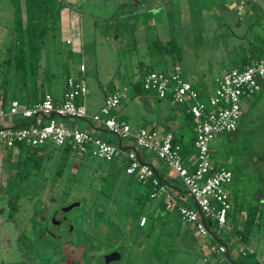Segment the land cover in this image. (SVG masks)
I'll list each match as a JSON object with an SVG mask.
<instances>
[{"label":"rangeland","instance_id":"1","mask_svg":"<svg viewBox=\"0 0 264 264\" xmlns=\"http://www.w3.org/2000/svg\"><path fill=\"white\" fill-rule=\"evenodd\" d=\"M60 2L72 9L65 7L64 17L46 35L40 60V70L48 73V90L54 92L60 88L65 64L77 67L79 62L83 63L91 91L98 90V84L106 88L121 73H139V61L164 70L159 55L150 54L148 49L154 38L162 44L174 38L181 48L180 59L173 67L168 56H163L169 69H178L190 82L200 79L211 83L230 68V61L250 40H264V0ZM11 10L8 0H0V77L12 41ZM70 28L75 31L71 33ZM73 45L77 52L71 51ZM257 95L258 92L241 101L244 110L237 128L221 137L228 139L225 148L216 140L209 142L213 163L241 171V180L230 182L227 191L242 214L253 212L254 216L243 241L249 253L238 254L236 264L264 263V84L255 98ZM109 135L115 143L117 136ZM6 151H0V264H22L23 257L28 262L61 260L54 236L61 238L64 232L53 227L55 233H47L51 224L44 222L57 207L75 201L80 204L63 214L72 227L71 235L79 240L88 236L86 232L107 230V238L114 237L108 244L121 252L120 259L107 264H139L140 260H127L129 246H133L128 232L144 230L149 232L145 245L153 264H226L221 255L200 250L193 228L175 213L166 214L156 206V198H140V186L134 177L115 168L111 161L87 155L76 159L72 153L63 160L53 150L39 161L40 166L23 162V171L34 167L28 168L18 181L13 164L28 158L24 154L20 158L8 157ZM142 216L145 221L141 224ZM31 230H42L40 235L45 236L33 238ZM224 234L220 239L226 244L229 237ZM66 240L68 237L63 239L66 259L71 260L80 250L66 246Z\"/></svg>","mask_w":264,"mask_h":264},{"label":"built area","instance_id":"2","mask_svg":"<svg viewBox=\"0 0 264 264\" xmlns=\"http://www.w3.org/2000/svg\"><path fill=\"white\" fill-rule=\"evenodd\" d=\"M83 71L84 66L79 63L76 74L66 77L58 102H54L52 96L44 92L39 100L27 104L10 99L7 107L0 105V149L17 145L29 148L51 145L68 147L74 153L86 154L102 161L113 160L118 151L115 145L89 130L68 128L56 117L89 119L110 134L131 139L135 148L152 152L169 170L183 189L185 198L177 197L160 180L153 167L138 157L134 149L123 153L124 173L138 182L148 180L153 190L151 196L158 198L167 212L175 213L180 221L190 225L196 236L212 237L206 226L207 219L218 227L219 234L228 233L230 224L227 215L231 209V199L227 186L231 182L232 171L222 165H212L209 142L217 134L235 130L241 113V101L258 92L264 79V44L256 58L216 76L206 101L200 99L196 85L184 79L176 68L167 71L149 70L140 76L142 90L159 98L169 96L173 103L184 106L189 113L194 147L191 161L181 156L180 145L173 141L170 133L158 137L154 131L146 128L131 131L123 119L112 114L126 97L131 83L105 95L98 111L89 114L83 103L86 93ZM15 116H42L44 120L19 126L1 123L3 119ZM144 221L145 217H140V223ZM217 237L218 242L211 249L216 254H225L226 247Z\"/></svg>","mask_w":264,"mask_h":264},{"label":"crops","instance_id":"3","mask_svg":"<svg viewBox=\"0 0 264 264\" xmlns=\"http://www.w3.org/2000/svg\"><path fill=\"white\" fill-rule=\"evenodd\" d=\"M63 3L66 8L68 9L70 8V6L66 2H63ZM70 31L72 33L73 31H75V29L73 30L72 28H70ZM71 51L77 52L74 45L72 46ZM79 63L83 64L82 62H79ZM65 65L66 66L63 68L64 76H63L58 92L48 90L47 80H46L48 77V73L43 74L42 71L40 70L41 68V65H40V68L38 71L39 73L38 83L41 85H40V95L38 96V98L41 97L44 92H48L52 96V99L54 102H58L61 99V95L64 90L65 77H68L72 74L75 75L76 69H77V67L75 66H72V65L68 66L67 64ZM142 73L143 72L134 73L131 71L121 73V75H117L113 77L110 81L111 84L107 86L106 88L100 87V85L98 84V90L91 91L90 87L88 86L86 82V74H85V67H84L83 76H84V80L86 84V93L83 97V103L86 107L87 112L89 114L97 112L102 103L103 97L105 95L112 93L116 89H119L122 85H130L131 83V86L127 90L126 97L120 101L119 105L112 111V114L115 115V117L117 118L123 119L129 125L131 131H135L139 128H146L150 131H154L158 137H161L165 135L166 133H170L172 136V139L179 145H181L182 143H185L186 140L189 141L193 136V132H192L191 126L184 121L185 116H186L185 108L182 105L173 103L169 96H166L164 98H159L153 93L141 90L137 85L134 84V82L137 79H139ZM191 82L196 85L200 99L206 100L208 95L211 93V90L213 87V79L211 83L205 82L200 79H198V82L197 81H191ZM263 84H264V79L260 83L258 95L255 98L259 97ZM10 99H17L22 104H27L31 102L32 96H31L30 85L27 83L24 88L20 87L18 84L10 85L9 90L7 91L6 98H5L4 107H7ZM243 101L244 100H242V102ZM248 101H251V100H248ZM241 103H240V109H241L240 116L242 114V111L244 110V108L241 107ZM56 118L60 120L68 128L89 130L97 137H100L103 140L109 142L110 144L115 145L118 148V151L116 152V155L111 162L114 164L115 168L117 169L122 170L123 153L129 149H134L138 157L142 161L148 163L149 165L153 167L156 175L160 178L161 181H163L166 185H168V187L176 194L177 197L185 198L184 191L181 188L178 181L173 177V175L169 172V170H167V168H165V166L154 157L152 152L146 151V150H139L135 148L131 139H123V138L115 137L116 142L112 143L110 140L111 139L109 135L110 133H108L101 125L93 123L89 119L76 120V119L61 118V117H56ZM42 120H44L42 116H33L30 118H23L20 116H15V117H12L11 119H3L1 123L6 124V125H11V126H19V125H24V124H29V123H39ZM238 122H237L236 128L238 126ZM224 134H227V133H223L219 136L218 135L214 136L210 140V142L211 141L213 142L216 140L219 142L220 147L225 148L224 144L227 143L228 139L226 140L225 137L221 138ZM6 150L7 149L0 150V151H6ZM53 150H56L60 158L63 160H65L67 156H69L70 153H72L74 158L76 159L81 158V156L86 155V154H83V155L77 154V153L72 152L70 149L66 150L65 148H58V147H54L51 145H46L41 148H37L31 152L26 151L25 149L19 150L15 148V149L7 150L6 154L8 157H11L12 155H14L15 157L20 158V156L22 157L23 154L26 156V153H34L33 154L34 158L36 159L39 158V160L42 161L43 157L52 154ZM181 156L183 158H186L188 161H191L194 157V153L192 151V152L185 153L184 155H181ZM16 163L13 164V167H12L13 169L17 168L15 166ZM19 165H20L19 168L23 169L21 168L22 163H20ZM212 165L217 166L220 164L212 162ZM33 167L32 166L27 167L25 171H27L28 168L32 169ZM16 170H18V168ZM136 182L140 186L139 193L141 194L143 190V185L140 184L138 181ZM154 198L155 197H152L151 200ZM156 199H157L156 204H155L156 206H159L166 214L172 213V212H167L164 209V207L158 204L159 199L158 198ZM231 208L232 209H230L227 215L228 223L230 224L234 218L238 220V223H242L245 219V214H242L241 210L238 213L234 212L233 210L234 199H232L231 201ZM224 235L229 237L227 239L226 244L224 243L223 240L220 239L221 233L218 236H219V241H221V243H223L226 247L225 254H216L213 250H211L212 246L209 244V240L211 237H206V240H203L205 239V237H198V245L200 247V250L208 249L212 253L216 254L217 256L221 255L222 257H224L226 264H229L231 262L236 264L235 259L237 256L239 255L244 256L245 254L249 252L246 250V247L243 246V242L237 240V238L233 236L230 232ZM263 237H264V233H263ZM239 243H241V246H238ZM203 260H205V258H203ZM257 263L264 264L260 261H258Z\"/></svg>","mask_w":264,"mask_h":264},{"label":"trees","instance_id":"4","mask_svg":"<svg viewBox=\"0 0 264 264\" xmlns=\"http://www.w3.org/2000/svg\"><path fill=\"white\" fill-rule=\"evenodd\" d=\"M8 1L12 6V24L10 29L12 34V41L7 47V58L3 60L5 66L1 70L0 105L2 107H4L5 98L10 85L14 84H18L20 87L24 88L28 83L31 88V102L40 99V97L38 98V96L40 95L41 84L38 83V71L40 68L42 47L44 45L46 35L54 29L56 23L65 15V6L58 0ZM263 44L264 40H260L259 37H254L253 40L249 41V44L246 46V48H243L241 52H239L236 57L230 61V68L240 67L241 65L256 58L260 54ZM148 49L150 51V54L159 55L158 60L161 61L164 65V70L161 71L171 70L167 67V62L163 57L164 55L168 56L170 65L172 67L177 63L181 56V48L174 38H169L163 44L157 38H154L148 45ZM138 65L140 72L143 73L149 70H154L152 65H144L142 61H139ZM134 84L142 90L139 79H137ZM201 100L206 101L204 99ZM184 121L189 124L192 129L191 117L187 112ZM15 148L19 150L25 149L26 151L30 152L37 149L17 145L16 147H12L7 150ZM64 148L66 150H69L68 147ZM192 151L194 153L193 136L189 141L180 145L181 155ZM33 154L34 153H26V157L24 158L28 159L17 161L15 166L18 168V170L15 172L14 176L19 177L18 181H21L23 179L25 172V170L23 171V169L19 168L20 163L31 161L33 165L38 166L40 160L39 158H34ZM220 165L232 171L231 183H237L239 180H241V171L236 169V167L230 168L221 163ZM16 177H14L13 179H16ZM139 183L143 185V190L140 194V198H142L143 200H150L152 198L151 194L153 191L152 185L148 180ZM158 204L163 207L161 201H159ZM233 210L235 213H238L241 209L237 204H234ZM253 221V212H247L242 223H238V220L235 218L232 220V222L230 223L229 232L233 236H235L237 240L243 242L248 235L250 226L252 225ZM136 226L140 227L137 223ZM206 226L212 234V237L209 240V244L213 247L215 246L216 242H218L217 236L219 234V230L218 227L210 219L206 220Z\"/></svg>","mask_w":264,"mask_h":264},{"label":"flooded vegetation","instance_id":"5","mask_svg":"<svg viewBox=\"0 0 264 264\" xmlns=\"http://www.w3.org/2000/svg\"><path fill=\"white\" fill-rule=\"evenodd\" d=\"M59 207H57L51 214V216L47 217L45 219L44 223H50V227H47V233H55V230L58 231L57 229H62L60 230L61 233L64 232V235H61L62 237L60 238L58 235H55L54 238L57 240V246L60 250V256L61 260L59 261H53L52 259L50 261L46 262H40V261H30L28 262L27 260L22 258V264H107L112 261H116L120 259L121 257V252L120 249L116 246L109 245V243L113 242V238L110 240L107 238V230H102L99 229L97 230L100 232V234L97 233V231H89L86 232L88 236L85 238H79V240H75L71 233L73 232L71 230V226L66 219H64L63 214H60L57 212ZM54 227V229H53ZM54 230V231H53ZM102 231V232H101ZM33 234V238L39 239L42 238L43 235H40V232H43L42 230H31ZM39 233V234H37ZM68 235V236H67ZM128 236H131L130 241L133 244V246H129V255L127 256V260L133 261L134 260H140L141 262L139 264H143L145 262L146 264H153V259L151 258V255L146 251H148L149 247H146V241L149 238V232L147 231H130L128 232ZM68 237V240H66L67 244L66 246H70L73 248H78L80 252L77 254L76 258H73L71 260L66 259V254H65V247L63 243L64 238ZM122 238L126 236H121ZM61 239V240H60ZM75 240V241H74ZM123 242V240H122ZM143 243V244H142ZM124 244V243H123ZM142 244V245H140ZM146 244V245H145ZM109 245V246H108ZM121 248H124V245L121 246ZM140 249L141 251H138ZM116 251L119 253V258L116 260H110L106 261V255L110 252ZM136 258V259H135ZM138 264V263H137Z\"/></svg>","mask_w":264,"mask_h":264},{"label":"water","instance_id":"6","mask_svg":"<svg viewBox=\"0 0 264 264\" xmlns=\"http://www.w3.org/2000/svg\"><path fill=\"white\" fill-rule=\"evenodd\" d=\"M79 204V202L75 201V202H71L68 205L62 206L60 207L57 212L60 214H64L65 211L69 210L71 207L77 206ZM119 258V253L116 251L110 252L106 255V261H110V260H116ZM255 264H259V263H255Z\"/></svg>","mask_w":264,"mask_h":264}]
</instances>
